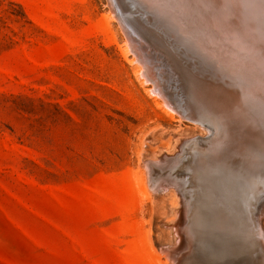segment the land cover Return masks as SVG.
Wrapping results in <instances>:
<instances>
[{
    "label": "rangeland",
    "instance_id": "1",
    "mask_svg": "<svg viewBox=\"0 0 264 264\" xmlns=\"http://www.w3.org/2000/svg\"><path fill=\"white\" fill-rule=\"evenodd\" d=\"M107 1L0 0V264H172L167 250L182 241L179 264H264V240L248 227L264 192V148L254 155L238 140L222 150L226 136L208 147L211 134L163 107ZM124 1L148 40L140 50L158 57L148 61L158 79L186 93L189 56L214 70L166 18ZM229 59L219 82L247 96L264 133V105L249 94V73L264 64ZM166 155L179 161L160 164ZM168 170L194 193L182 241L177 187L152 185Z\"/></svg>",
    "mask_w": 264,
    "mask_h": 264
},
{
    "label": "bare ground",
    "instance_id": "2",
    "mask_svg": "<svg viewBox=\"0 0 264 264\" xmlns=\"http://www.w3.org/2000/svg\"><path fill=\"white\" fill-rule=\"evenodd\" d=\"M132 1V4L135 7L137 6L138 8V5H141V7L145 10L152 11L155 16H158L159 14L163 18H166L171 24V27L176 30L175 32L179 33L181 36L178 38L181 40L180 42L184 45L187 44V46L194 52H199L204 55L203 61H206L207 63H205L209 65V67L214 68V70H208L207 66V69L206 67H202V62H200V60H196V58L189 56V54L186 53V56L191 57V63L193 64L192 66L195 70V72L191 70L190 65L186 66V70L193 76V85H191L193 89H190L189 92L182 93L181 90H178V86L174 85L175 83L163 81L166 80L163 75L165 73L164 70H159L161 75H163V79H158L157 70L153 69V66L149 64V62H157L155 59L157 58L158 60V57H154L153 52L151 54L150 50L146 47H144L145 51L142 49L144 52L140 50V46H146L148 44V40L146 41L143 39L139 31L132 26L130 22L132 18H128L129 16L126 14L128 13L127 4L124 3V0H108L107 2L111 13H114L113 15H118L125 29L128 31H126L127 37L125 42L130 50L135 54V61L139 64V66H137L138 74L140 73L139 75L145 79V82H151L150 86L147 87L148 92L158 97L159 103L168 111L177 114L180 121L181 119L183 120L184 118H187L194 122L197 126L203 128L205 132L211 134L208 137H203L202 140V143L205 144L206 142L208 147L209 145L210 147L212 146L215 139H218L219 137L222 139L226 136L229 140L222 145V150L238 145V140L242 142L241 144L246 143L245 145L250 147L247 148V150L250 151L253 150L256 152L257 150L255 149L264 148V133L260 132L255 126L256 119H259L258 121L262 122L261 116L258 115L257 118L252 116L251 112L247 110V108L250 107L251 109L253 107L250 103L251 101L249 102L247 96L243 95V92L240 89L233 87L232 82L224 79V82L227 83V85H222V83L219 82L221 75L218 73V68L224 67L228 58H230L229 60H234L233 62L239 63V60L236 59L242 57L243 54L246 58L252 57L264 64V0H221L219 2V6L216 5L217 2H213L214 0ZM146 17L149 16L146 15L144 18ZM135 18L137 20V17ZM136 20L135 22H137ZM159 20L162 21V19ZM159 20L157 23L161 24ZM150 32H152L151 35L159 41L158 36H162V34L154 31ZM166 33L167 35H170L169 38L172 37L168 31ZM134 40H138L141 43L137 44ZM226 43H228L229 47H231H227L225 45ZM166 49L170 50L168 48H165V50ZM169 53L171 52L169 51ZM171 54L175 55L173 53ZM228 54L234 56V58L230 57ZM225 55L228 56V58H226ZM187 64H189V62H187ZM258 70V75L257 73H249V79L253 84L251 89H249V94H253L256 98H258L256 101L261 102L262 105L260 106H263L264 96H261L260 93L259 95L252 92L253 89L258 87L259 89H264V87H262L264 84V68L262 71L260 69ZM189 79L191 80V77ZM244 87L245 86L243 85V88ZM199 106H201L200 108L202 110H199ZM240 128H243L241 134ZM204 139L206 140L204 141ZM190 143L193 144L191 141L187 142V144ZM196 144H198V142H196ZM253 151L252 153L254 154ZM167 157V155L164 159L162 157L163 160L159 163L163 164L164 162L179 161V159H174V157ZM253 158L258 159L257 156H253ZM168 171H160L157 178L158 180L153 182L152 185H155V189H162L168 185H174L177 187V197L181 198V202H183V204H181L183 205L182 210L184 209L185 215L184 218H182L181 214L183 213L179 212L176 223L177 233L180 237V241H182L183 235L187 233V229L185 227L188 219V213L190 212L191 205L193 204L192 198H194V193L191 183L186 181L185 176H181L184 174L170 172V170ZM254 213V219H256L254 220L255 223H251V227L249 224L248 227L253 229L257 237L258 234H260V237L258 238L262 241L264 240V192L258 199ZM182 242L179 243L178 248L174 250H167V255L172 259V264H179L180 262L179 256L181 255V250L184 249ZM186 247L187 245L185 248Z\"/></svg>",
    "mask_w": 264,
    "mask_h": 264
}]
</instances>
